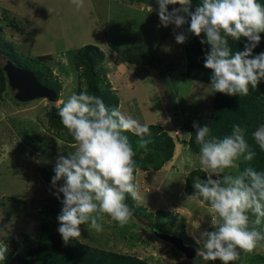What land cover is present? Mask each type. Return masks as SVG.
I'll return each instance as SVG.
<instances>
[{
    "label": "rangeland",
    "instance_id": "374dc122",
    "mask_svg": "<svg viewBox=\"0 0 264 264\" xmlns=\"http://www.w3.org/2000/svg\"><path fill=\"white\" fill-rule=\"evenodd\" d=\"M192 3L194 11L199 0ZM174 7L179 6L170 5L169 11ZM182 31L183 26L160 24L156 0H84L79 10L72 0H0V46L15 65L34 71L58 94L54 103L44 99L20 103L7 83L3 87L0 83V245L8 248L7 259L0 264H21L37 246L46 223L54 227L53 245L62 250L83 245L147 264H222L198 256L187 259L151 231L175 235L197 250L195 238L213 230L209 205L187 201L185 190L196 179L207 180L198 154L186 142L194 123L208 122L215 92L208 84L186 77L183 44L175 39ZM85 45L101 51L92 72L108 107H119L143 124L161 126L172 137L176 156L160 170H143L138 158L144 153L131 143L132 133H125L135 152L133 183L141 201L137 204L130 196L133 215L124 227L109 222L105 214L101 232H89L81 225V237L65 246L58 232L60 199L51 181L57 157L74 152L76 143L49 114L53 109L59 115L60 101L73 93H89V73L75 62L77 51ZM46 55L49 59L42 60ZM162 76L170 79L171 87L160 96L152 90L156 89L153 82ZM116 88L121 89L119 95ZM258 106L264 118V100ZM240 164L230 170L233 175L242 171ZM192 171L197 174L188 183ZM233 264H264V242L250 253L239 251Z\"/></svg>",
    "mask_w": 264,
    "mask_h": 264
},
{
    "label": "clouds",
    "instance_id": "9594fccd",
    "mask_svg": "<svg viewBox=\"0 0 264 264\" xmlns=\"http://www.w3.org/2000/svg\"><path fill=\"white\" fill-rule=\"evenodd\" d=\"M156 2L162 26L180 28L188 24V32L206 36L201 40L209 46L204 67L212 71L210 87L214 92L247 96L264 81V52L253 56L264 33V4L259 0H199L194 11L192 0ZM72 3L77 10L84 7V0ZM170 5L179 7L169 11ZM229 38H246L248 43L243 51L233 52ZM175 39L183 44L187 36L181 33ZM60 103L61 123L76 143L74 152L57 157L51 181L57 199L63 195L58 232L67 246L81 237V225H86L89 232H101L105 214L111 218L109 222L115 221L120 227L129 222L133 209L126 203L127 196L137 204L142 197L133 183L135 152L125 133L137 136L138 147L147 149L151 141L146 137L151 132L147 124L119 107L109 108L103 98L86 90ZM193 126L199 165L207 180H195L194 192L187 201L208 203L213 229L195 238L200 245L197 256L206 262L233 264L239 251L250 253L264 242V231L258 227L264 222V172L247 167L236 175L231 173V169H239L241 161L251 162L256 156L246 130L239 124H234L222 139L210 138L208 125ZM252 138L264 151V125L252 133ZM7 251L6 245H0V262L6 261Z\"/></svg>",
    "mask_w": 264,
    "mask_h": 264
},
{
    "label": "trees",
    "instance_id": "16d2710c",
    "mask_svg": "<svg viewBox=\"0 0 264 264\" xmlns=\"http://www.w3.org/2000/svg\"><path fill=\"white\" fill-rule=\"evenodd\" d=\"M149 1L153 0H148V2ZM259 2L264 4V0H259ZM188 28L189 25L185 24L182 31V33L187 36L186 42L183 43L186 61L185 75L188 79L203 82L210 86L212 71L204 67L205 55L206 52L209 51V46L201 43V40L206 39V36L202 34L200 37H197L188 32ZM246 43H248L246 38H242L240 41H233L229 38V44L233 52L243 51ZM261 52H264V33H261V42L253 50V56ZM101 55V51L98 47L94 45H85L77 51L75 62H81L89 73L90 81L87 86L89 93L103 98L99 89L97 77L92 76V70L100 62ZM2 59L11 61L12 63L14 61L9 58V55L0 46V61ZM41 59L47 60L49 56H41ZM2 66L3 65L0 63L1 87L7 83ZM32 72L35 74L34 71ZM36 77L43 86L49 88L37 75ZM54 91L57 100L58 94L56 90ZM263 100L264 81H261L259 87L256 89H250V93L247 96H229L215 92L208 122L199 123L201 126H210V138L215 139H222L224 136L229 135L234 124H239L246 130V139L251 148L256 152V156L251 162L241 161L240 167L242 171L247 167H252L258 172H264V151L259 149L252 138V133L264 124V118L262 117L263 111L258 106L259 102ZM104 102L107 105L105 100ZM49 115L53 122L61 123L60 116L57 115L53 109ZM148 126L151 136L146 138L150 139L151 142L148 144L147 149L138 147V137L133 134H129L130 141L135 148L144 153L143 158H138L141 165L140 167L143 170H160L162 166L172 158V155L173 158H175L176 148L174 149V141L171 136H169L161 126L154 124ZM186 144L193 152L199 153V146L195 142L194 126L191 129L190 138ZM196 174V171L190 172L187 182L189 183L190 178L195 177ZM193 192V187L186 186L185 193L187 195H191ZM62 199L63 195L57 205L58 211H62ZM130 201L131 198L130 195H128L126 203L132 208ZM205 204L208 205L207 202H205ZM260 227L264 230V222H262ZM53 230V225L50 223L45 224L39 235L37 246L25 254L21 264H147L135 257L117 255L83 245L76 246L70 250L59 249L53 245L51 240ZM151 231L157 230L151 228Z\"/></svg>",
    "mask_w": 264,
    "mask_h": 264
},
{
    "label": "water",
    "instance_id": "95a60500",
    "mask_svg": "<svg viewBox=\"0 0 264 264\" xmlns=\"http://www.w3.org/2000/svg\"><path fill=\"white\" fill-rule=\"evenodd\" d=\"M7 85L15 95V99L20 103H28L38 99L47 100L54 103L56 93L54 90L43 86L37 79L36 75L28 69L17 66L11 61H5L2 66ZM94 76V75H93ZM153 234L178 249L187 259L197 257L196 248L187 245L182 239L175 235L153 231Z\"/></svg>",
    "mask_w": 264,
    "mask_h": 264
},
{
    "label": "crops",
    "instance_id": "0c3cea01",
    "mask_svg": "<svg viewBox=\"0 0 264 264\" xmlns=\"http://www.w3.org/2000/svg\"><path fill=\"white\" fill-rule=\"evenodd\" d=\"M103 49H105V48H103ZM110 49L113 50L114 48H112V47L110 46ZM111 50H109V51H111ZM120 52H123V51H120ZM124 53L127 54V53H129V51H125ZM122 65H123V64H122ZM181 73H182V72H181ZM178 77H180V72L178 73V75H176V76L173 77L172 81L175 82V81L177 80ZM148 79H149V78H148ZM169 80H170V79H169L168 77H166V76H162L161 79H158L157 81L153 82V84L155 85V88H156V89L152 90V92L154 91L155 94L160 95V96H162V94H163L165 88H167V91L170 92L171 81H169ZM125 84H127V83H125ZM115 91H117V94L119 95V92L121 91V89L116 88ZM168 92H167V93H168ZM167 93H166V94H167ZM163 98L166 99L165 97H163ZM119 102H120V101H119ZM164 108H166V105H165L162 109H164ZM171 110H172V109H171Z\"/></svg>",
    "mask_w": 264,
    "mask_h": 264
}]
</instances>
